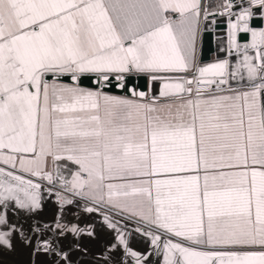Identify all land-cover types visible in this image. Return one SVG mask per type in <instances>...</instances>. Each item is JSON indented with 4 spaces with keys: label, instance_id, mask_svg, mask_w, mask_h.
<instances>
[{
    "label": "snow or ice",
    "instance_id": "obj_1",
    "mask_svg": "<svg viewBox=\"0 0 264 264\" xmlns=\"http://www.w3.org/2000/svg\"><path fill=\"white\" fill-rule=\"evenodd\" d=\"M235 6L224 0L219 13L235 17L230 45L240 48L239 32L252 42L230 72L228 60L196 62L200 0H0V161L49 184L47 157L78 166L65 190L96 205L85 211L108 205L182 241L164 243L165 264H264V27L249 24L257 12L264 20V0ZM241 68L248 85L233 88L230 79L244 80ZM136 73L160 81L158 95L101 90L112 79L125 88ZM92 74L97 88L82 87ZM0 176L16 182H0V247L12 249L14 236L31 246L6 202L34 212L41 186L4 169ZM56 196L61 209L73 203ZM104 223L117 231L112 247L144 264L111 217ZM55 229L61 237L94 234L60 219ZM143 234L153 245L161 240ZM41 251L70 264L47 240H37L33 254Z\"/></svg>",
    "mask_w": 264,
    "mask_h": 264
},
{
    "label": "water",
    "instance_id": "obj_2",
    "mask_svg": "<svg viewBox=\"0 0 264 264\" xmlns=\"http://www.w3.org/2000/svg\"><path fill=\"white\" fill-rule=\"evenodd\" d=\"M233 12L238 11L235 6L240 1L233 0ZM246 4V2H245ZM257 12L256 9H253ZM221 11L219 10V13ZM234 16L224 17L220 14L217 16L208 17L202 20L201 34L197 56V63L199 66L216 63L221 60H228L229 71H233L236 65L242 61L243 45L249 41L252 42L251 33L239 32L236 36V43L240 46L239 49L231 47L229 41V23L234 20ZM250 27L257 30L264 27V20L260 18L259 13L249 21ZM231 48V54L229 49ZM248 54L255 56L256 50L249 48ZM259 62V61H257ZM240 72L244 76V80H240L238 75L235 79H230V85L233 88L247 87V74L241 68ZM188 75L190 74H181ZM81 86L90 88H97L95 75L82 77ZM60 81L71 83L70 77L62 76ZM130 81V83H129ZM118 81L111 80L106 87L101 90L106 92L124 94L133 97L129 88H134L137 92L147 93L149 96L158 95L160 89V81H153L146 73H136L125 79V88L118 87ZM227 87V86H222ZM0 169L5 172L11 171L16 175H21L25 179L32 180L33 183L40 184V203L41 207L34 212H29L26 209H18L15 207L14 201H7L8 219L23 227L24 231L32 240L31 246L24 244L17 238L13 237V248L0 247V264H63L60 257L55 252H39L33 254L37 240L41 243L44 240L49 241L57 251L63 249L68 253L70 264H136V258L125 253L123 245L113 248L112 245L118 244L116 229H110L104 223V216L111 217L112 221L116 223L117 228L124 234L128 247L137 252L140 256H146L147 259L144 264H165L164 243L168 240L161 236V240L157 245H153L151 237L143 233L149 231L152 226L144 224L133 217L126 214H119L116 210L106 206V210L89 213L85 211L86 207H96L93 202L87 198H74L73 194L65 192V194L56 191L48 184H45L37 179H34L21 172L15 171L0 164ZM0 182L12 183L10 177L0 176ZM55 186H60L56 181ZM69 192V191H68ZM56 193L71 199L73 203L64 204L61 209V204L57 199ZM21 196L23 194L21 193ZM0 210H3V205H0ZM108 210L113 214L108 213ZM106 211V212H105ZM60 219L62 224H67L69 227L73 224L81 228L92 226L94 234L89 236L87 234H80L75 236L71 233L65 236H58L55 229L56 221ZM140 225H136V224ZM38 226L41 229L39 233H33L32 228ZM51 227V231L49 230ZM150 227V228H149ZM140 231H136V229ZM145 228H148L145 229ZM156 231V230H155ZM159 232V231H156ZM153 235H158L152 232ZM175 242V241H173ZM179 257L177 256V259Z\"/></svg>",
    "mask_w": 264,
    "mask_h": 264
},
{
    "label": "crops",
    "instance_id": "obj_3",
    "mask_svg": "<svg viewBox=\"0 0 264 264\" xmlns=\"http://www.w3.org/2000/svg\"><path fill=\"white\" fill-rule=\"evenodd\" d=\"M200 2H201V16L199 18L198 23L196 24V29H197V34H196V62H197L199 42H200V34H201L202 13L204 10L212 9V8H216V7L220 6L224 2V0H200ZM247 44H251V43L248 41ZM60 82L61 83H68L65 81H60ZM82 87L90 88V87H86V86H82ZM240 88H246V87H240ZM91 89L95 90L94 88H91ZM104 92L107 93L108 95H112V96L126 97L129 99H136V97H130V96H126L124 94H118V93H112V92H106V91H104ZM223 94H227V93H223ZM0 164H3L10 169H13L11 167V165L5 164L2 161H0ZM77 167L78 166L71 164V162H69L67 160L62 159V160H55L54 161L53 158L51 156H49L46 159L44 170L47 172H51L53 177H54V180L56 182H58L59 184H61L63 186V188L66 189L67 186L65 185L64 181L71 180L72 173H74L77 170ZM13 170L21 172V173L28 175V176H32L29 173L20 171L18 162H17V167ZM32 177L42 179V180H46V179H43L42 177H36V176H32ZM59 177H62L63 179L61 180V179H59ZM105 206L110 207L108 205H105ZM124 214L129 216L128 213H124ZM133 218L137 219L139 221H143V220H140L138 217L133 216ZM143 222L148 224L146 221H143ZM148 225H150V224H148Z\"/></svg>",
    "mask_w": 264,
    "mask_h": 264
},
{
    "label": "rangeland",
    "instance_id": "obj_4",
    "mask_svg": "<svg viewBox=\"0 0 264 264\" xmlns=\"http://www.w3.org/2000/svg\"><path fill=\"white\" fill-rule=\"evenodd\" d=\"M1 165H3V164H1ZM4 166H5V165H4ZM5 167H6V166H5ZM30 177H32V176H30ZM32 178L37 179V180H39V181H41V182H43V183H45V184H48L49 186H51L53 189H55V190L58 191V192H61V193H63V194H65V192H67L66 190H64L63 186H62L61 184H59L58 182H57V183H58L60 186L55 187V186H52V184H49V182H48L47 180H42V179H38V178H35V177H32ZM53 185H54V184H53ZM67 194H68V192H67ZM69 194L72 195L71 193H69ZM74 198H78V199H80L81 197H80V196H74ZM99 209L102 210V211L106 210L104 206L100 207ZM105 212H106V211H105ZM108 213L113 214V213L110 212L109 210H108ZM138 221H139V220H138ZM140 222H141V221H140ZM142 222H143V221H142ZM142 222H141V223H142ZM144 224H146V223L144 222ZM136 225H140V224L137 223ZM147 225H148V224H147ZM149 226H150V225H149ZM149 228H150V227H149ZM145 229L148 230V228H145ZM155 230H156V231H159V232H156ZM149 231H152V232H154V233H156V234H158V235H161V236H163V237H165V238L172 239V240L175 241V242H182V241H180L178 238L171 237V236H169V235H167V234H162L160 230L154 229L153 227H151ZM183 243L185 244V246H188V245H187V242H183ZM192 246H193L194 248H196L197 250H201V251L208 250V249L205 248L204 246H197V245H192Z\"/></svg>",
    "mask_w": 264,
    "mask_h": 264
},
{
    "label": "built area",
    "instance_id": "obj_5",
    "mask_svg": "<svg viewBox=\"0 0 264 264\" xmlns=\"http://www.w3.org/2000/svg\"><path fill=\"white\" fill-rule=\"evenodd\" d=\"M237 1H240V0H237ZM245 2H246V0H245ZM224 3V2H223ZM222 3V4H223ZM221 4V5H222ZM221 5L220 6H218V7H216V8H212V9H207L206 10V12H207V17L206 18H208V17H212V16H217L218 14H219V10L220 11H223V8L221 7ZM233 11V10H232ZM222 16H224V17H230V15L228 14V13H225L224 15H222ZM205 18V10L203 11V13H202V20H205L206 19Z\"/></svg>",
    "mask_w": 264,
    "mask_h": 264
},
{
    "label": "bare ground",
    "instance_id": "obj_6",
    "mask_svg": "<svg viewBox=\"0 0 264 264\" xmlns=\"http://www.w3.org/2000/svg\"><path fill=\"white\" fill-rule=\"evenodd\" d=\"M52 186H55V185H53L52 184ZM55 187H58V186H55ZM64 190H65V188H64ZM68 192V191H67ZM68 193H71V192H68ZM72 194V193H71ZM105 208H106V206L105 205H103ZM102 207V206H101Z\"/></svg>",
    "mask_w": 264,
    "mask_h": 264
}]
</instances>
